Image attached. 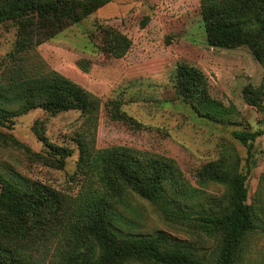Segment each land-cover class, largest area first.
<instances>
[{
  "label": "trees",
  "instance_id": "obj_1",
  "mask_svg": "<svg viewBox=\"0 0 264 264\" xmlns=\"http://www.w3.org/2000/svg\"><path fill=\"white\" fill-rule=\"evenodd\" d=\"M109 2L0 0V24L11 22L17 28L10 56L11 61L19 62L0 81V128L13 129L14 118L34 109L51 115L78 111L84 119L83 132L75 138L80 153L78 173L84 175L76 198H66L55 188L18 172H0V264H46L48 254L39 253L52 249L54 264H242L251 236L264 233V218L248 202V177L256 165L251 142L264 135V130L234 132L248 146L245 171L228 160L210 162L198 171L200 185L211 182L226 189L207 209L191 212L168 197V192L192 199L200 197L201 189L187 187L172 160L122 146L97 148L101 98L45 63L34 69L26 66L28 51ZM201 5L211 46H247L264 66V0H201ZM105 44L113 57L122 58L132 40L111 30ZM84 62L79 63L87 70ZM175 89L183 103L207 119L219 121L239 112L235 105L227 106L211 95L208 77L194 65H178ZM243 97L249 105L264 109V75L259 86L244 87ZM110 103L120 112V102ZM113 116L132 119L117 113ZM34 130L40 140H46L39 120ZM0 145L40 157L7 131L0 130ZM55 149L62 159L55 157L54 165L63 168L64 159L74 151ZM132 195L156 204L167 217L196 220L206 234L217 236L215 259L209 260L166 233L133 232L138 223Z\"/></svg>",
  "mask_w": 264,
  "mask_h": 264
},
{
  "label": "rangeland",
  "instance_id": "obj_2",
  "mask_svg": "<svg viewBox=\"0 0 264 264\" xmlns=\"http://www.w3.org/2000/svg\"><path fill=\"white\" fill-rule=\"evenodd\" d=\"M111 30L132 40L122 58L113 57L106 48V34ZM16 40L15 25L0 24V81L12 66L19 64L10 56ZM25 56L29 69L45 63L101 98L95 133L97 148L122 146L172 160L181 171L184 184L201 189L200 197L192 199L168 192V197L191 212L207 209L211 202L224 196L226 189L211 182L200 185L198 171L218 160H228L245 171L248 146L234 132L264 130V109L249 105L243 97L245 86L260 85L264 66L247 46L221 48L208 43L201 0H110ZM81 60H85L87 70L80 65ZM182 63L200 68L208 77L211 95L227 106L235 105L239 112L213 121L183 103L175 89L177 68ZM115 100L120 102V112L110 103ZM114 113L129 115L134 121L116 118ZM37 120L45 141L34 130ZM12 125L13 129L0 130L12 133L40 157L0 145V172H18L55 188L66 198H76L84 182L83 173H78L80 153L75 141L84 129L81 113L51 115L34 109L14 118ZM251 144L256 165L248 177V202L264 218V135ZM55 147L74 151L64 159L63 168L54 165L55 157L62 159ZM131 199L138 223L133 232L166 233L209 260L215 259L219 238L206 234L196 220L170 218L152 202L137 195ZM56 245L57 242L54 248ZM54 252L43 250L39 256L48 254L46 264H54ZM242 264H264V233L251 236Z\"/></svg>",
  "mask_w": 264,
  "mask_h": 264
}]
</instances>
